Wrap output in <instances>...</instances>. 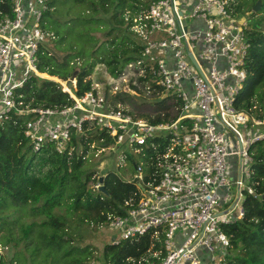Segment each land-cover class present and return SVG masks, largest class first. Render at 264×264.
Masks as SVG:
<instances>
[{
  "label": "built area",
  "instance_id": "1",
  "mask_svg": "<svg viewBox=\"0 0 264 264\" xmlns=\"http://www.w3.org/2000/svg\"><path fill=\"white\" fill-rule=\"evenodd\" d=\"M48 2L10 0V14L0 17V125L13 114L30 115L22 134L34 151L52 144L70 155L72 135L84 125L103 132L112 141L105 148L123 159L119 146L125 145L138 158L128 180L136 190L124 202L125 213L103 224L118 232L111 243L148 231L156 238L160 230L164 255L139 264H219L229 247L221 226L242 217L241 192L252 194L249 150L264 141V114L234 105L245 79L248 21L235 20L234 0H154L131 19L141 49L112 84L130 92L129 82L148 76L181 104L176 117L151 124L111 107L93 84L80 98L62 90L71 106L23 107L15 92L44 75L36 70L37 53L55 39L41 26ZM230 159L237 163L234 179Z\"/></svg>",
  "mask_w": 264,
  "mask_h": 264
},
{
  "label": "trees",
  "instance_id": "2",
  "mask_svg": "<svg viewBox=\"0 0 264 264\" xmlns=\"http://www.w3.org/2000/svg\"><path fill=\"white\" fill-rule=\"evenodd\" d=\"M152 1L49 0L41 26L54 35L52 49L61 55L40 49L36 70L61 83L77 71L75 87L68 90L75 98L91 90L93 82L87 77L97 64L105 66L111 79L118 78L124 66L137 59L141 49L130 30L131 19L146 10ZM237 1L234 0L235 12L241 8ZM256 1L252 0V6ZM259 13L263 16L246 31L249 47L245 79L234 102L238 109L255 117L264 114V0ZM9 14L10 0H0V17ZM253 15L251 12L250 16ZM151 80L147 76L138 78L136 85L128 83L129 89L142 97L140 105H147L148 113L133 111L138 108L134 95L121 90L112 93L109 85L104 88L105 99L111 107L119 105L151 124L176 117L180 101L155 87ZM15 93L23 107L63 108L73 104L58 82L43 77H31ZM28 117L13 114L0 125V233L2 229L7 232L10 229L6 211L28 210L30 216L41 218L39 223L31 222L20 230L23 240L29 241L25 244L30 248V264H86L90 256L88 247L71 245L69 220L55 209L66 205L70 214H77L80 221L89 220L101 226L108 216L125 213L124 202L135 192V186L108 171L102 176L105 194L95 188L101 177L83 168L84 155L90 145L101 149L112 144L98 128L84 125L80 133L73 134L70 155L58 154L52 144L34 151L22 134L23 121ZM249 154L251 164L246 186L252 194L242 190V217L221 226L229 247L219 264H264V141L254 143ZM0 238L1 246L9 243L5 236L0 234ZM162 240L159 230L156 238L148 231L132 239L109 242L101 251L103 264L156 260L151 255L157 252L164 255ZM18 260L16 255L7 264H17Z\"/></svg>",
  "mask_w": 264,
  "mask_h": 264
},
{
  "label": "rangeland",
  "instance_id": "3",
  "mask_svg": "<svg viewBox=\"0 0 264 264\" xmlns=\"http://www.w3.org/2000/svg\"><path fill=\"white\" fill-rule=\"evenodd\" d=\"M260 3L261 8V1L257 0ZM237 5H240V9L237 10L235 13V20H243L248 21V25L254 26L256 25V21L260 19L263 14L259 13V10L255 13V15L250 16L252 12V0H239L237 1ZM97 37L100 40H104L103 35L98 34ZM54 45L52 44L51 47H48L51 53L60 56V52L56 49H52ZM48 80L58 81L55 78L48 77L46 75L41 76ZM93 82V85H97V90L100 93L104 92V88L106 85L111 84L113 88L111 91L115 92L119 90L123 85V83L115 82L112 84L111 79L106 72L105 66L101 64H97L94 68L93 73L87 77ZM61 83V82H60ZM62 90L66 91L67 89L64 86V83H61ZM125 89V88H124ZM128 91V89H126ZM112 92V93H113ZM129 92V91H128ZM129 93L133 94V100L138 103L136 107L137 109H133V111L137 113H148L149 109L147 105H140L142 97L138 94H135L133 91ZM136 105V104H134ZM131 109V107H126ZM80 150V149H79ZM119 150L123 152L127 156V159H123L121 157V153L115 151V149L109 148H95L93 145V149H88L84 155V163L83 168L85 170L93 171L95 177H102L105 172H111L119 179L123 181H128L131 179V176L134 173V168L132 162H138V158L135 156H131L127 147L125 145H120ZM237 159V158H236ZM235 159H230V174L233 176L237 172V163L234 162ZM235 176H233V179ZM234 188L230 189V194L233 196ZM66 204V203H65ZM60 214H64L67 216L69 220V236L71 237L72 241L70 242L71 245H75L77 247H88V251L90 256L86 260V264H103L101 258V251L105 244L111 242V239L117 236L118 232L115 229H111L106 227L105 225H95L94 223L90 222L89 220L80 221L77 217V214H70L66 205H63L59 208H56ZM5 216L7 217L6 220L9 221V231L2 229L1 235L6 237V240H9V243L6 246L0 245V264H7L9 260H11L14 256L20 259L18 260L17 264L20 262L24 264H30L28 261V247L26 246L25 242H29L28 240H23L21 227L30 224L31 222L39 223L41 221L40 217H32L27 210H17V211H6ZM35 234L38 233V229H36ZM33 235L31 233L30 237ZM1 240V238H0Z\"/></svg>",
  "mask_w": 264,
  "mask_h": 264
},
{
  "label": "water",
  "instance_id": "4",
  "mask_svg": "<svg viewBox=\"0 0 264 264\" xmlns=\"http://www.w3.org/2000/svg\"><path fill=\"white\" fill-rule=\"evenodd\" d=\"M260 8V3L259 1H256L255 4L253 5L252 7V12L253 13H256ZM182 25L184 26V22L182 21ZM76 74H77V71H74L70 78L68 79L67 82L64 83V86L67 90L69 89H72L73 87H75V78H76ZM56 82V81H55ZM60 86H61V83L59 81H57ZM98 192L102 193V194H105V191H104V187L102 185V177L101 178H98ZM111 241H113V238L111 239Z\"/></svg>",
  "mask_w": 264,
  "mask_h": 264
},
{
  "label": "bare ground",
  "instance_id": "5",
  "mask_svg": "<svg viewBox=\"0 0 264 264\" xmlns=\"http://www.w3.org/2000/svg\"><path fill=\"white\" fill-rule=\"evenodd\" d=\"M66 91H68V90H66Z\"/></svg>",
  "mask_w": 264,
  "mask_h": 264
}]
</instances>
